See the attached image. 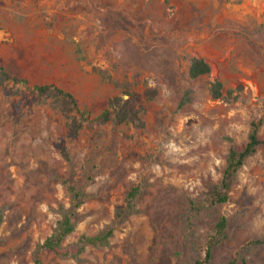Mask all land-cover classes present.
Segmentation results:
<instances>
[{
	"label": "rangeland",
	"instance_id": "1",
	"mask_svg": "<svg viewBox=\"0 0 264 264\" xmlns=\"http://www.w3.org/2000/svg\"><path fill=\"white\" fill-rule=\"evenodd\" d=\"M194 56L209 73L189 76ZM0 66L27 79L0 82V264H33L36 243L73 211L66 242L113 226L109 244L78 259L43 249L45 264H193L222 214L228 236L206 264H264V243H251L264 237V0H0ZM216 78L230 98L211 96ZM43 83L92 117L125 89L157 93L140 101L142 126L73 133L33 89ZM258 118L263 143L228 200L193 212L187 197L211 190ZM68 183L85 193L75 210Z\"/></svg>",
	"mask_w": 264,
	"mask_h": 264
},
{
	"label": "trees",
	"instance_id": "2",
	"mask_svg": "<svg viewBox=\"0 0 264 264\" xmlns=\"http://www.w3.org/2000/svg\"><path fill=\"white\" fill-rule=\"evenodd\" d=\"M211 65L209 61L203 56H194L188 67V74L192 78L209 73ZM103 76L111 79L109 75ZM13 80L14 82L26 83L27 79L11 75L3 66H0V82L5 80ZM118 85V82H115ZM241 87L238 86L239 90ZM33 89L37 95L49 100L51 106L62 113L69 119V124L73 133H78L79 130L86 126L101 127L107 123L114 124H133L135 126H142L144 124L142 118L141 100L153 99L157 93L156 89H146L143 93L131 89L115 93L107 100L105 108L95 116L90 115V111L82 108L74 94L60 86L53 83H43L33 85ZM210 93L213 98H230L234 89H228L224 93L223 82L216 78L210 84ZM234 95L233 98H236ZM263 119L258 118L250 122L247 134V141L242 147L230 145L228 147L223 173L221 178L213 184L210 191L200 195L196 198L188 196L187 200L190 208L195 213H200L204 207L214 206L226 202L229 198V191L236 180L238 170L245 164L247 159L256 151L258 146L263 143V140L258 135V129L262 124ZM68 158V154L65 152ZM68 189L73 200L74 210L78 208L84 201L85 193L76 185L68 183ZM139 192V185L133 186L127 193L125 198V209L127 211H134L135 199ZM73 214L63 212L62 217L56 221L50 234H48L42 241L37 242L32 251L33 264H45L41 252L43 249L53 250L61 257H71L78 259L84 252L87 245L103 246L109 244V239L113 235V226H108L105 229L95 233L86 234L81 233L75 241L66 242L67 237L75 229V221ZM3 221V213L0 212V225ZM229 219L226 215H220L213 225L212 229L206 233L199 256L194 260L193 264H206L213 253L214 248L221 243L228 236ZM252 244L264 243L263 238H255L251 240ZM226 264H237L236 260L230 259Z\"/></svg>",
	"mask_w": 264,
	"mask_h": 264
}]
</instances>
